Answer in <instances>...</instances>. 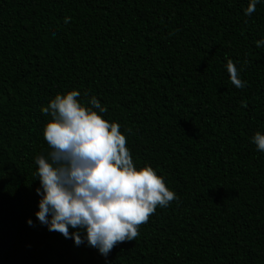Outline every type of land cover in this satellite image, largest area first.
<instances>
[{"label": "trees", "instance_id": "16d2710c", "mask_svg": "<svg viewBox=\"0 0 264 264\" xmlns=\"http://www.w3.org/2000/svg\"><path fill=\"white\" fill-rule=\"evenodd\" d=\"M248 4L0 0V264L73 263L74 238L35 215V157L51 151L41 109L72 90L85 106L95 95L134 166L179 197L107 257L85 240L84 264H264V152L252 143L264 134V0L251 16Z\"/></svg>", "mask_w": 264, "mask_h": 264}, {"label": "clouds", "instance_id": "9594fccd", "mask_svg": "<svg viewBox=\"0 0 264 264\" xmlns=\"http://www.w3.org/2000/svg\"><path fill=\"white\" fill-rule=\"evenodd\" d=\"M259 3L249 0L245 15L251 16ZM70 20L65 17L64 23ZM255 44L262 47L264 40ZM225 59L230 82L238 89L246 87L240 78L243 69L236 66L239 62L227 54ZM80 96L77 90L57 94L41 109L51 117L44 127L51 151L35 157V177L40 181L36 193L41 197L35 215L49 231L74 238L76 246L86 240L107 257L119 243L137 239L139 227L148 223L157 206L166 208L179 197L150 165L139 170L134 166L121 125L101 115L108 108L95 95L85 106ZM126 131L132 132L130 128ZM252 143L264 152V134L256 132ZM27 223L33 226L31 219ZM70 228L80 231L70 233ZM81 232L86 233L83 238Z\"/></svg>", "mask_w": 264, "mask_h": 264}, {"label": "rangeland", "instance_id": "374dc122", "mask_svg": "<svg viewBox=\"0 0 264 264\" xmlns=\"http://www.w3.org/2000/svg\"><path fill=\"white\" fill-rule=\"evenodd\" d=\"M70 253L73 261L72 264H84L87 262L88 254L85 252L82 245L76 246V244H74L71 247Z\"/></svg>", "mask_w": 264, "mask_h": 264}]
</instances>
